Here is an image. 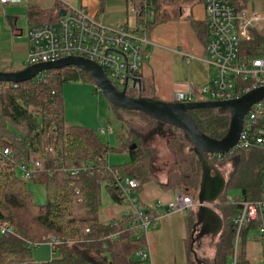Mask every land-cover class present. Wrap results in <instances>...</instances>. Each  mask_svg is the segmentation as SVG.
I'll return each instance as SVG.
<instances>
[{"label":"trees","instance_id":"obj_1","mask_svg":"<svg viewBox=\"0 0 264 264\" xmlns=\"http://www.w3.org/2000/svg\"><path fill=\"white\" fill-rule=\"evenodd\" d=\"M190 1L204 0H133L139 18V26L135 29L144 28L149 36L156 25L173 17L169 6ZM248 3V0H235L238 9H247ZM62 9L58 5L45 7L32 4L29 9L31 25L58 19ZM148 10L153 11L151 16ZM191 21L198 33L207 40L206 23L194 19ZM263 43L264 33L256 32L253 40L243 44V49L248 54L259 55L264 51ZM41 76L17 85L0 82V148H12L15 162L28 166H32L35 159L42 160L44 170L35 173L33 180L43 183L47 188V200L36 203L27 180L22 179L16 168L0 163V224L10 225L15 231L2 233L0 230L1 264H144L137 251L147 245L146 234L130 228L128 218L124 215L114 220L101 217V187L104 184L113 200L120 203L115 184L116 174L140 178L142 183L158 181L153 142L157 137L164 136L175 155L164 186L197 199L202 168L197 155L190 149V141L178 127L139 110H124L111 103L112 107L130 116L124 118L116 113L121 124L116 128L118 144L112 146L102 139L98 129L72 123L64 115L63 84L80 78L93 81L88 72L75 66H65L43 72ZM128 93L156 97L146 80H143L141 92L130 88ZM190 112L205 133L221 138L227 132L230 123L228 113H222L217 108ZM133 144L136 146L131 148ZM49 146L54 148V153L47 150ZM255 150L262 161L259 149ZM112 151H127L130 160L111 165L107 158ZM205 156L209 162L219 160L210 159L208 153ZM85 163H90L92 168L79 175L60 169L63 164L81 166ZM228 181L231 182L229 179L227 184ZM256 194L259 198L258 187L252 185L245 187L243 196L256 199ZM220 209L225 227L214 244L210 258L201 260L198 257L195 244L200 239L194 240L192 226L195 219L191 222L189 264H199L196 257L201 264H231L235 252L231 217L236 206L226 204ZM150 210H154L152 206ZM255 227L257 223L244 232ZM85 228L90 229L86 235L82 233ZM116 231H120L119 236L110 238L109 234ZM51 235L62 240L83 235L85 240L62 241L53 249L49 260L35 261L32 247L46 242ZM243 244L241 247L240 240L237 264H251Z\"/></svg>","mask_w":264,"mask_h":264},{"label":"built area","instance_id":"obj_2","mask_svg":"<svg viewBox=\"0 0 264 264\" xmlns=\"http://www.w3.org/2000/svg\"><path fill=\"white\" fill-rule=\"evenodd\" d=\"M23 0H0L1 3L21 2ZM206 9V51L205 62L213 68L214 76L207 86L201 88V95L213 100H226L242 96L253 88L264 85V51L259 55H251L244 51L243 44L253 40L256 32L264 28V11L238 9L235 0H204ZM148 12V11H147ZM148 13H153L151 12ZM142 29L125 25H108L88 13L84 7H69L54 21L32 24L28 29L30 48L27 64L56 60L68 55H81L101 64L111 80L120 88L127 82V75L141 77L142 67L146 61L145 46L150 38ZM264 46V43H263ZM264 50V47H263ZM187 56L193 57L191 54ZM42 74V73H41ZM41 74L39 78H42ZM15 85L19 83H14ZM139 88L129 79L128 90ZM193 93L178 91L176 101L198 100ZM101 133L114 132L112 126L98 129ZM256 148L262 156V194L259 198L249 199L244 196L227 195L225 203L236 206L231 217L235 252L231 264H237V252L244 231L257 223L253 238L264 246V97L255 102L244 118L243 128L238 142L231 152ZM54 153L53 147H48ZM226 154L208 153L210 159H221ZM0 163L3 166L19 170L23 180H33L35 173L44 170V163L35 159L32 166L15 162L10 147L0 148ZM90 163L85 165L60 167L66 173L79 175L90 170ZM122 215L128 218V226L139 233L155 226L159 218L156 211L142 201L139 188L142 182L134 176L115 175ZM77 192L79 190L77 189ZM162 202L158 204L161 206ZM199 206L198 199L177 190L174 200L167 203L169 210H191ZM2 233H15L10 225L0 224ZM90 232L85 228L82 233ZM120 231L110 233V238L119 236ZM85 240L83 235L77 237L57 238L53 235L47 242L51 246V254L62 241L75 242ZM144 264L148 261L147 245L137 251Z\"/></svg>","mask_w":264,"mask_h":264},{"label":"crops","instance_id":"obj_3","mask_svg":"<svg viewBox=\"0 0 264 264\" xmlns=\"http://www.w3.org/2000/svg\"><path fill=\"white\" fill-rule=\"evenodd\" d=\"M248 2L251 4L248 3V10L264 11V0H248ZM32 4L45 7L58 5L65 10L69 7H84L88 13L105 24L125 25L131 28L139 26V18L133 0L0 2V65L4 66L5 70H18L28 65L30 43L22 23L26 21L29 27L31 26L29 9ZM169 9L173 13V17L159 23L149 33L150 43L145 46L146 61L142 67L141 77L142 80L147 81L157 98L172 101L178 91L193 92L196 96L201 95V88L210 83L214 76V70L204 60L207 56L205 36L198 33L191 21L194 19L205 22L204 1L181 2L178 5L169 6ZM149 15L152 14L149 13ZM18 52H21L22 59L8 65ZM187 54H191L193 57L189 58ZM170 153L171 157L169 156L168 163L166 162L164 169L160 173L158 172V181L142 183L139 188L142 201L149 207L152 206L159 214L156 225L146 233L150 264H189L190 260L188 239L193 219L191 221L189 217L192 215L196 220L195 212L198 207L192 210L168 209L167 203L174 200L177 191L175 188L164 186L168 180V168L175 161L174 153L172 151ZM261 194L262 191L260 196ZM161 202L162 205L158 206ZM120 215H122V211ZM254 232V230H247L244 232V238L255 240ZM215 238L212 237L213 240ZM243 245H245L246 255L251 264H264V246L261 250L256 249L252 258L246 244ZM194 255L196 257V253Z\"/></svg>","mask_w":264,"mask_h":264},{"label":"water","instance_id":"obj_4","mask_svg":"<svg viewBox=\"0 0 264 264\" xmlns=\"http://www.w3.org/2000/svg\"><path fill=\"white\" fill-rule=\"evenodd\" d=\"M66 12L61 10V14ZM65 66H75L90 74L98 89L110 103L124 110H139L148 116L180 128L191 143V151L195 152L201 162V179L198 191L199 206L196 209V220L193 224L194 240L206 235L215 238L224 228V218L213 205L225 193L227 179L224 173L208 161L205 153L227 154L239 140L244 118L252 105L264 97V85L251 89L242 96L226 100L198 99L193 101H168L152 96H133L128 93L129 79L133 80L138 91H142V77L127 75L123 88L118 87L108 76L104 67L90 58L81 55H68L56 60L42 61L26 65L18 70L0 69V82L21 83L33 79L38 74ZM202 108H217L230 115L227 132L216 138L205 133L190 111ZM133 144L131 148H134ZM199 264L201 261L196 257Z\"/></svg>","mask_w":264,"mask_h":264},{"label":"rangeland","instance_id":"obj_5","mask_svg":"<svg viewBox=\"0 0 264 264\" xmlns=\"http://www.w3.org/2000/svg\"><path fill=\"white\" fill-rule=\"evenodd\" d=\"M249 5L251 4L249 3ZM149 11L150 10H148V12ZM22 27L26 36H28L29 24L26 23V21H23ZM260 33H264V28ZM22 49H24V47H22ZM20 59H22V55L21 52H18L14 57H12V61L8 65H11ZM3 67L4 66L0 65V69L5 70ZM62 94L64 115L68 121L83 126H89L94 129L106 128L110 125L114 128V132L101 133V137L112 146H116L118 144L116 128L121 124V121L117 117L116 113L124 116V118H129L130 116L123 111L112 107L109 100L98 89L94 81L86 78L67 81L62 86ZM207 97V94L197 96L199 99ZM153 145L156 151L154 166L156 168V172L160 173L162 169H164V164L168 163L169 156L171 157V150L168 147L167 138L164 136L157 137L153 142ZM255 149L256 148L245 149L230 156L226 155L219 160H215L217 161V164L215 161H210L224 173L227 180H231V182L228 181L229 183L227 184L225 193H223L213 205V207L217 209L221 215L222 211L220 207L226 205L225 200L227 195L241 197L244 195L245 187H251L252 185H256L258 189H260L261 193L263 169L262 162L257 157V151ZM107 159L109 164L118 165L129 161L130 154L127 151H112L108 154ZM17 171L20 172L19 170ZM140 181L142 182L141 179ZM27 184L33 193V198L36 203L41 204L47 200V188L43 183L29 179L27 180ZM197 191H199V189ZM254 196V198H257L258 194ZM122 210L123 206L113 200L108 188L103 184L101 187L100 208L102 218L109 220L117 219L119 218ZM190 219L191 221L194 219L192 215H190L189 220ZM217 239L218 237L213 240L210 235H206L197 241L195 244V250L201 260L204 258H210L211 254H213L214 244ZM242 242L246 244L250 257L252 256V258L254 257V251L256 249L261 250L263 246L262 242L249 239L246 240L244 236L241 238V247ZM32 257L38 262L49 260L51 258L49 243L46 241L40 243L39 245H34L32 247Z\"/></svg>","mask_w":264,"mask_h":264}]
</instances>
